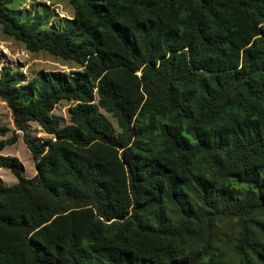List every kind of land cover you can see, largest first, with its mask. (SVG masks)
Masks as SVG:
<instances>
[{"label":"trees","instance_id":"trees-1","mask_svg":"<svg viewBox=\"0 0 264 264\" xmlns=\"http://www.w3.org/2000/svg\"><path fill=\"white\" fill-rule=\"evenodd\" d=\"M19 1L0 0L2 35L76 71L0 55L36 170L0 156V264H264V0H67L51 25Z\"/></svg>","mask_w":264,"mask_h":264},{"label":"rangeland","instance_id":"rangeland-1","mask_svg":"<svg viewBox=\"0 0 264 264\" xmlns=\"http://www.w3.org/2000/svg\"><path fill=\"white\" fill-rule=\"evenodd\" d=\"M8 8L21 15L28 12L33 13L35 10H38L40 13L47 11L50 17L48 19L49 25L55 24L60 20L69 19L71 16V8L67 0H21L9 5ZM0 55L2 56V62L4 61L7 65H13L27 78L33 77L40 71H60L65 73L76 71V69L70 68L73 66L63 64L44 53H28L21 44L3 36L1 31ZM73 105L72 102H61L53 110L52 116L59 120L60 126H69L68 109ZM99 115L110 124L115 133L118 132L117 124L110 115L101 110H99ZM1 129H7V132L4 136L0 133V142L10 138L13 132H15L17 136V142L12 146H5L0 151V156L7 159L16 158L21 164L22 176L24 178H32L36 174L35 164L24 142V134L21 131L15 130L11 112L2 101H0V131ZM26 136L38 143L49 138V136L44 134L41 128L34 123H27ZM0 181L5 186H12L17 182L8 170H0ZM230 258H232L231 255ZM233 264H238V261L233 260Z\"/></svg>","mask_w":264,"mask_h":264}]
</instances>
